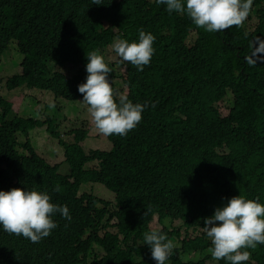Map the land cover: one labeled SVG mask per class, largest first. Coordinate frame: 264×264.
<instances>
[{
	"label": "trees",
	"instance_id": "trees-1",
	"mask_svg": "<svg viewBox=\"0 0 264 264\" xmlns=\"http://www.w3.org/2000/svg\"><path fill=\"white\" fill-rule=\"evenodd\" d=\"M102 2L0 0V57L11 43L20 54L17 73L1 61L0 85L21 87L10 99L0 95V190L46 192L71 216L54 215L58 226L39 243L0 226V264H156L143 240L154 229L175 245L165 264H227L208 252L203 219L238 194L264 205V61L246 59L255 39L264 40V0H253L242 26L217 32L155 0ZM140 30L155 37L150 64L138 71L118 58L116 71L114 62L108 66L118 95L149 104L141 122L124 137H106L108 150L85 151L86 130L72 129V141L63 140L38 95L59 104L82 97L77 86L88 61L77 62L93 38L94 47L96 38L133 42ZM20 104L30 114L40 109L45 120L17 116ZM36 127L58 139L68 173L25 154L17 134ZM89 162L96 166L84 168ZM86 182L103 184L114 203L79 193ZM243 250L251 253L245 264H264V245ZM185 252L207 253L184 261L178 254Z\"/></svg>",
	"mask_w": 264,
	"mask_h": 264
},
{
	"label": "clouds",
	"instance_id": "clouds-1",
	"mask_svg": "<svg viewBox=\"0 0 264 264\" xmlns=\"http://www.w3.org/2000/svg\"><path fill=\"white\" fill-rule=\"evenodd\" d=\"M155 2L157 5H164L169 13L187 15L195 26L208 32L242 26L253 4V0H155ZM92 4L99 6L103 2L92 0ZM96 39L97 46H93L94 37L77 62L82 66L83 61H88L85 82L77 86L82 97L79 96L77 99L88 108L94 128L99 134L105 137L112 135L124 137L141 122L142 113L149 104L147 102L134 104L127 95L117 94L109 79L112 61L107 59L105 53L110 46L114 63L117 64L116 60L120 58L133 65L138 71H143L144 67L150 64L153 56L155 37L140 30L138 41L129 42L117 38L108 43L109 41L102 42L101 38ZM262 54H264V40L257 37L251 55L246 58L247 62L254 65L257 61H264ZM75 67L76 64L71 73ZM48 106L50 109L55 108V103H49ZM151 106L155 107V103ZM35 117L42 118L40 115ZM43 127H47V124ZM19 136L23 135L17 134V141L26 146L24 152L27 156L36 154L51 167H58L57 164L49 163L36 153L27 136H23L24 142L19 141ZM26 141L29 146L26 145ZM54 190L58 192L59 187ZM56 214L71 220L67 206L52 203L50 195L46 192L19 187L8 191L0 190V226L8 234L22 236L32 243H39L58 226L52 219ZM203 224L202 230L211 243L208 251L216 261L245 264L249 261L251 253L243 249H255L257 245H264V205L257 200L246 199L239 194L227 198L226 203L215 208L211 216L203 219ZM143 240L150 248L151 258L156 264H165L175 248L172 240L158 229L145 233Z\"/></svg>",
	"mask_w": 264,
	"mask_h": 264
},
{
	"label": "rangeland",
	"instance_id": "rangeland-1",
	"mask_svg": "<svg viewBox=\"0 0 264 264\" xmlns=\"http://www.w3.org/2000/svg\"><path fill=\"white\" fill-rule=\"evenodd\" d=\"M194 37V36H193ZM193 37H189L187 41L191 42ZM117 37L114 38L116 40ZM113 40V41H114ZM106 57L109 61L115 62V59L111 52V47L109 46L108 51L105 53ZM5 59L6 65L15 64V70L12 73L19 72V61H20V54L14 47V44L11 43L10 48L7 50L6 55L0 57V64L1 61ZM113 69L117 70L118 65L115 63L113 65ZM18 88H14L11 90H7L5 85H0V95H2L6 99H10L14 95L19 92ZM34 89V88H33ZM36 90V89H34ZM38 99H47L45 101L49 103L54 102L55 108L50 109L48 107L47 113H49L50 119H52L53 126L56 127L57 131L59 132L61 138L65 141H72V135L69 133L72 129H81L86 130V135L84 140L81 142V145L85 151L89 149L98 148L100 150H108L111 147L110 142L106 139V137L102 134H99L94 125L92 123L91 116L88 112V108L82 104L81 101L78 99L75 101H64L62 104H59V99L55 98L52 95L46 94H39ZM25 105L22 104L16 107V115L22 116L24 118H29L32 116L39 115V110L36 113H33L26 110ZM28 141L33 148V150L44 157L49 163L57 164L59 168V172L62 174H66L69 171V167L63 158V147L58 143L57 138H53L50 136L49 132L39 130L36 128H31L27 132ZM20 142H24L23 136L18 137ZM95 162H89L84 165V168L88 167H95ZM81 192H88L96 197H99L103 200L108 201L109 203H114V194L109 189H107L103 184L98 182H86L79 187V193ZM167 222V221H166ZM180 221H176L172 225L174 227H178ZM177 244V243H176ZM178 246V245H177ZM94 250L101 255L103 251L94 245ZM209 252V251H208ZM207 252H185V253H177L182 260H197L202 257V255L206 254Z\"/></svg>",
	"mask_w": 264,
	"mask_h": 264
}]
</instances>
